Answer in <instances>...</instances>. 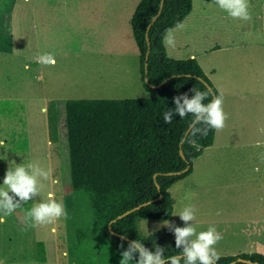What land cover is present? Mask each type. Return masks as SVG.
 I'll list each match as a JSON object with an SVG mask.
<instances>
[{
  "label": "rangeland",
  "instance_id": "rangeland-1",
  "mask_svg": "<svg viewBox=\"0 0 264 264\" xmlns=\"http://www.w3.org/2000/svg\"><path fill=\"white\" fill-rule=\"evenodd\" d=\"M30 1L0 0V140L4 141L0 148V187H4L8 168L30 163L50 168L57 183L41 181L40 194L23 202L0 223V264H119L120 254L106 243L93 241L87 195L73 190L63 180L65 144L60 136L61 111L57 102L155 94L143 93L140 88L141 93L135 92L138 90L133 87V94L110 92L117 90V83L110 79L120 74L115 67L119 62L101 60L95 51L104 46H114L122 52L136 50L131 33L104 38L96 33L94 22L79 23L77 0H37L44 3L37 5L33 13ZM42 53L53 54L55 66L36 63L34 57ZM125 59L129 63L130 58ZM25 64H30V70L25 71ZM229 101L224 104L225 113L235 106ZM259 121L264 126L261 116ZM262 133L264 138V127ZM251 134L240 136L254 138L260 132L253 127ZM50 191L63 203L67 218L32 226L25 219L26 212L37 202L46 201ZM234 201L235 198L233 204ZM155 223L158 222L139 219V233L147 235L157 230ZM87 228V236L77 244L76 230Z\"/></svg>",
  "mask_w": 264,
  "mask_h": 264
},
{
  "label": "trees",
  "instance_id": "trees-1",
  "mask_svg": "<svg viewBox=\"0 0 264 264\" xmlns=\"http://www.w3.org/2000/svg\"><path fill=\"white\" fill-rule=\"evenodd\" d=\"M158 5L159 0H139L129 22L138 50L140 82L146 91L155 95L69 98L57 102V106L61 111L60 136L65 144L61 161L63 180L73 190L87 195L93 241L106 243L120 254L129 241L136 239L151 251L156 245L163 247L167 259L181 252L175 246L174 233L164 227L141 235L138 220L164 221L170 217L172 197L167 188L191 171L192 160L212 143L214 129L209 128L206 135H196L198 147L186 141L188 131L181 144V156L179 142L193 117L174 115L171 123L166 124L163 113L168 108L174 110V96L187 93L191 98L192 88L201 92L211 90L204 103L209 102L212 93L215 96L219 93L193 58L173 59L164 51L163 35L189 13L191 0H163L156 19L147 29L149 52L144 60L145 29L158 11ZM165 78L159 87L153 86ZM184 167L186 170L181 173H166ZM159 194L160 198L113 220L123 211ZM88 229L76 230L77 244L87 236ZM219 257L216 264H226L237 258L249 262L236 260L232 264H264V254L260 252ZM136 259L138 255L129 263L135 264Z\"/></svg>",
  "mask_w": 264,
  "mask_h": 264
},
{
  "label": "crops",
  "instance_id": "crops-1",
  "mask_svg": "<svg viewBox=\"0 0 264 264\" xmlns=\"http://www.w3.org/2000/svg\"><path fill=\"white\" fill-rule=\"evenodd\" d=\"M138 1L77 0L75 12L79 23L94 22L96 33L110 38L114 33H131L129 22ZM40 3L44 2L30 1L31 13ZM249 12V21L233 19L213 0H191L189 13L162 37L168 57L193 58L198 63L223 96V109L229 100L235 106L227 113L224 128L214 129L212 143L192 160L191 171L167 188L172 197L170 217L154 225L161 229L169 221L184 227L174 214L193 206L197 232L215 226L222 234L223 239L214 246L218 255L264 254V126L259 121L260 116L264 119V0H249ZM169 30L176 39L174 48L163 42ZM132 40L135 45L133 36ZM135 48L122 52L104 46L95 51L101 60L119 62L115 67L120 74L110 79L117 83V90L110 92L133 94L135 88L148 92L140 82ZM125 57L130 58L129 63ZM253 127L260 132L258 137L240 136L252 135Z\"/></svg>",
  "mask_w": 264,
  "mask_h": 264
},
{
  "label": "clouds",
  "instance_id": "clouds-1",
  "mask_svg": "<svg viewBox=\"0 0 264 264\" xmlns=\"http://www.w3.org/2000/svg\"><path fill=\"white\" fill-rule=\"evenodd\" d=\"M213 2L233 19L243 21L252 19L249 12V0H213ZM163 42L166 47L174 48L176 45L174 33L169 30ZM34 59L42 66H55L56 63L51 53L37 54ZM24 68L25 71L30 70V64H25ZM190 91L193 93L191 98L187 93H181L172 98L175 104L174 110L166 109L163 113V121L168 124L171 123L174 115L184 118L190 114L193 119L189 123L186 141L193 147H198L196 135H206L209 128L223 129L228 114L223 109L222 95H213L210 102L204 103L211 90L201 92L192 88ZM198 125L207 127L201 128ZM3 146L4 141L0 140V148ZM41 181H50L53 185L57 183L50 168H41L37 164L30 163L27 166L18 164L14 168L7 169L3 178L4 187H0V212L3 213L0 215V223H4L5 217L12 214L23 202L32 200L40 194ZM195 211L193 206H186L174 214L184 222V227L175 226L169 221L164 224L174 233L175 246L181 250L180 254L165 259L163 247L156 245L155 250L151 251L141 241L135 239L129 241L127 248L120 252L119 264H129L137 255L135 264H181L182 261L183 264H216L220 257L214 246L223 239V236L215 226H209L207 230L197 232L194 226ZM62 216L67 218L64 205L58 202L54 198V193L50 191L46 201L37 202L26 212L25 219L30 221L32 226H36L52 223ZM121 239L124 240L126 237ZM120 247L123 248V245Z\"/></svg>",
  "mask_w": 264,
  "mask_h": 264
},
{
  "label": "water",
  "instance_id": "water-1",
  "mask_svg": "<svg viewBox=\"0 0 264 264\" xmlns=\"http://www.w3.org/2000/svg\"><path fill=\"white\" fill-rule=\"evenodd\" d=\"M162 4H163V0H159L158 11L152 16L150 22L147 24L146 29H145V39H146V45H147V48H146V50H145V55H144V60H145V61H146V58H147V56H148V52H149V41H148V37H147V29H148V27L150 26V24L156 19L157 15H158V12H159V9L162 7ZM145 61H144V69H145V66H146V62H145ZM145 71H146V70H145ZM144 80H145V82H147V79H146V78H145ZM165 81H166V78L163 79L162 81H160L159 83L153 85V86H154V87H159V86H160L162 83H164ZM151 86H152V85H151ZM212 97H213V93H212V95H211V98H210L209 102L211 101ZM188 131H189V126L186 128V130H185V132H184V135H183L181 141L179 142V154H180L181 156H183V154H182V149H181V144H182V141H183V139L185 138V136H186V134H187ZM185 170H186V167H184L183 169H181V170H179V171H175V172H166V173H167V174H177V173H181V172H183V171H185ZM154 176H155V174L153 175V177H154ZM155 185H156L157 189H159V185H158V183L155 182ZM160 196H161V195L159 194V195H158L157 197H155V198H152V199H150V200H147V201L141 202V203H139V204H137V205H135V206H133V207H131V208H129V209L123 211L122 213L118 214L113 220H115V219H117V218H120V217H122V216H124V215H126V214H128V213H130V212H132V211H134V210H136V209H138V208H140L141 206H144V205L148 204L149 202H151V201H153V200H156V199L160 198ZM109 230H110V228H109ZM110 232L113 233L112 230H110ZM236 260H245V261L249 262L248 259H242V258H237ZM236 260H231V261L227 262L226 264H232V263H234Z\"/></svg>",
  "mask_w": 264,
  "mask_h": 264
}]
</instances>
